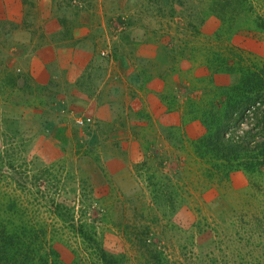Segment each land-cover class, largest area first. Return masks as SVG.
<instances>
[{"label":"rangeland","instance_id":"374dc122","mask_svg":"<svg viewBox=\"0 0 264 264\" xmlns=\"http://www.w3.org/2000/svg\"><path fill=\"white\" fill-rule=\"evenodd\" d=\"M209 6L0 0V211L26 209L30 264H91L97 244L121 264H264V166L222 176L195 145L233 81L209 53L261 63L264 36L214 37Z\"/></svg>","mask_w":264,"mask_h":264},{"label":"trees","instance_id":"16d2710c","mask_svg":"<svg viewBox=\"0 0 264 264\" xmlns=\"http://www.w3.org/2000/svg\"><path fill=\"white\" fill-rule=\"evenodd\" d=\"M209 1L206 13L215 15L220 22V29L215 31L214 37H230L240 29L264 36V17L256 12L253 0ZM179 4L182 6L183 2L179 1ZM231 47L232 55L226 54L225 58L209 53L211 59L207 63L208 70L213 74H230L233 81L216 94L221 98L216 112L223 114L222 119L212 112L205 114L201 122L206 132L195 143L196 147L203 149L202 157L209 156L214 168L223 173L222 176H228L230 171L239 167L255 172L259 166H264V62L246 59L240 54L239 47L233 44ZM245 110L255 116L256 124L241 135L225 137V129L230 128V119L237 121L239 117H243ZM254 131L256 132L253 133ZM7 206L0 211V264H30L33 259L28 252L33 254V249L27 252L24 242L20 244L18 240L23 239L25 223L28 227L26 233L31 236L36 233L33 232L31 223L25 220L23 225L20 221L24 219L26 209L15 204L14 200H9ZM95 249L91 264H121L120 260L108 255L98 244ZM45 255L39 259L40 264H57L56 252H47Z\"/></svg>","mask_w":264,"mask_h":264},{"label":"built area","instance_id":"2783aa9c","mask_svg":"<svg viewBox=\"0 0 264 264\" xmlns=\"http://www.w3.org/2000/svg\"><path fill=\"white\" fill-rule=\"evenodd\" d=\"M103 54V53H102ZM89 121V119H76V124H78V125H85V124H87V122Z\"/></svg>","mask_w":264,"mask_h":264}]
</instances>
